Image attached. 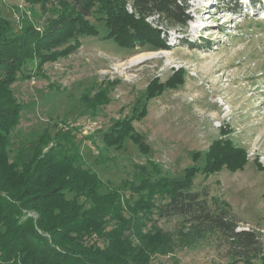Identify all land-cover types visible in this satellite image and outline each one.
Wrapping results in <instances>:
<instances>
[{"label":"rangeland","instance_id":"374dc122","mask_svg":"<svg viewBox=\"0 0 264 264\" xmlns=\"http://www.w3.org/2000/svg\"><path fill=\"white\" fill-rule=\"evenodd\" d=\"M184 1L190 19L184 27L148 18L161 29L168 50L130 51L110 40L80 36L75 53L17 80L11 87L21 112L10 136V159L27 157L45 132L52 144L64 143L59 135H69L80 164L98 174L103 190L120 188L128 196L138 166L150 169L153 161L162 175L178 177L193 164L192 153L227 137L244 148L247 164L234 173L198 174L193 189L226 201L237 229L256 231L264 249V172L255 164L264 166V0L249 5L246 0ZM0 16L19 31L22 21L41 30L48 14L24 0H0ZM179 68L183 84L145 100L152 79L163 83ZM102 89L108 104L86 103ZM144 104L147 114L133 126L150 154H141L129 140L120 150L106 148L102 134ZM202 164L203 159L194 163ZM181 222L173 216L155 224L177 237ZM152 263L233 264L228 248L214 236L154 256Z\"/></svg>","mask_w":264,"mask_h":264},{"label":"trees","instance_id":"16d2710c","mask_svg":"<svg viewBox=\"0 0 264 264\" xmlns=\"http://www.w3.org/2000/svg\"><path fill=\"white\" fill-rule=\"evenodd\" d=\"M24 2L39 5L48 16L41 30L22 21L19 31L0 16V264H153L154 256L211 236L225 244L233 264H264L257 232L238 230L226 201L208 197L204 188L193 189L198 174L209 177L223 169L234 173L247 164L244 148L227 137L216 139L203 153H192L193 164L178 177L162 175L153 161L150 169L138 166L128 196L120 188L103 190L98 174L80 164L69 135H59L64 143L52 144L45 132L27 157L10 159V136L21 112L11 87L17 80L75 53L82 45L80 36L110 40L130 51L168 50L161 29L148 18L184 27L190 20L185 1ZM183 74L179 68L163 83L152 79L145 100L183 84ZM109 101L102 89L86 103L97 108ZM146 114L144 104L114 121L102 134L105 147L120 150L129 140L149 155V146L133 126ZM221 134L227 131L221 129ZM201 159L202 165H194ZM255 164L264 172L260 162ZM173 216L182 219L177 237L155 224Z\"/></svg>","mask_w":264,"mask_h":264},{"label":"bare ground","instance_id":"6f19581e","mask_svg":"<svg viewBox=\"0 0 264 264\" xmlns=\"http://www.w3.org/2000/svg\"><path fill=\"white\" fill-rule=\"evenodd\" d=\"M257 2H260L259 0Z\"/></svg>","mask_w":264,"mask_h":264}]
</instances>
